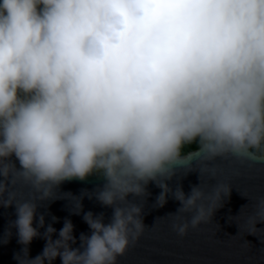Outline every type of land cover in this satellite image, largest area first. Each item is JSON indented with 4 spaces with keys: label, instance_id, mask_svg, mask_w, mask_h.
<instances>
[{
    "label": "clouds",
    "instance_id": "1",
    "mask_svg": "<svg viewBox=\"0 0 264 264\" xmlns=\"http://www.w3.org/2000/svg\"><path fill=\"white\" fill-rule=\"evenodd\" d=\"M218 158L264 163V0H0V209L15 214L0 244L15 230L17 264H118L153 184L152 207L177 201L185 236L231 197ZM93 176L91 192L60 191ZM85 197L111 215L84 212ZM57 199L87 233L46 223ZM245 224H264V197Z\"/></svg>",
    "mask_w": 264,
    "mask_h": 264
},
{
    "label": "water",
    "instance_id": "2",
    "mask_svg": "<svg viewBox=\"0 0 264 264\" xmlns=\"http://www.w3.org/2000/svg\"><path fill=\"white\" fill-rule=\"evenodd\" d=\"M195 150L196 148L189 152ZM211 166L218 169L217 178L232 188L230 199L225 200L224 206L217 210L214 217L198 229H189L188 233L181 237L173 231L172 217L169 215L179 207L178 202L169 198L164 207L153 208L160 189L154 184L149 185L151 195L144 208L145 231L139 240L118 258V264H264V230H261L264 224L258 225L254 234H249L245 224L247 217L253 212L255 202L264 197V163L241 164L232 159L218 158L211 162ZM199 182L195 172L181 181L186 193L192 185ZM100 183L101 181L93 176L86 181L65 182L60 191L80 196L84 191H93ZM82 202L84 212H103L106 217L111 215V209L102 207L94 199L85 197ZM245 204L248 207L237 216ZM70 207V200L57 199L39 211L45 213L46 223H52L53 216L58 218V222L53 224L57 230L63 226L65 218H69L75 226L77 237L81 232L87 233L89 228L82 215L71 214ZM10 219H15L14 208L0 209V233L7 230ZM40 231L43 232L44 229ZM44 244V239H34L30 245V255L35 257L40 254ZM20 249L21 245L17 243L13 230L9 242L0 244V264H17L14 256ZM54 264H60V261L57 260Z\"/></svg>",
    "mask_w": 264,
    "mask_h": 264
},
{
    "label": "trees",
    "instance_id": "3",
    "mask_svg": "<svg viewBox=\"0 0 264 264\" xmlns=\"http://www.w3.org/2000/svg\"><path fill=\"white\" fill-rule=\"evenodd\" d=\"M195 148H197V146L195 144H193V145H190V146H186L184 151L187 153V152H189V151H191V150H193Z\"/></svg>",
    "mask_w": 264,
    "mask_h": 264
}]
</instances>
